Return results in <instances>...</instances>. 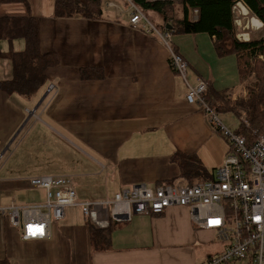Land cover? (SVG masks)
Returning a JSON list of instances; mask_svg holds the SVG:
<instances>
[{"label":"crops","instance_id":"crops-1","mask_svg":"<svg viewBox=\"0 0 264 264\" xmlns=\"http://www.w3.org/2000/svg\"><path fill=\"white\" fill-rule=\"evenodd\" d=\"M54 6L55 0H0V20L36 19L42 53L60 58L32 102H21L23 96L0 88L3 157L8 151L7 159H38V176L24 170L23 177H68L81 201L112 200L136 185L186 184L173 159L176 154L196 157L211 178L224 165L229 145L212 130L204 113L186 101L187 83L172 71L169 51L158 34L130 27L129 16L124 22L112 14L94 21L54 18ZM154 17L161 18L157 13ZM159 21L162 33L166 29L163 19ZM169 42L188 62V84L207 80L225 98V104L218 106L220 119L228 127L233 125L228 116L236 115L229 110L247 93L237 56L220 58L208 34L171 32ZM25 47L23 37L0 40V83L13 78L11 52ZM88 67L103 69L104 78L84 79L81 69ZM30 137L33 140L25 144ZM23 146L25 154L20 153ZM14 179L0 181V198L16 191L17 205H34L27 204L21 190L28 187V179ZM87 221L80 207L68 208L64 220L53 223L49 239L25 242L20 230L0 218V260L10 264H206L223 252L214 246L213 232L194 227L187 208L114 223L110 246L102 251H94Z\"/></svg>","mask_w":264,"mask_h":264},{"label":"built area","instance_id":"built-area-1","mask_svg":"<svg viewBox=\"0 0 264 264\" xmlns=\"http://www.w3.org/2000/svg\"><path fill=\"white\" fill-rule=\"evenodd\" d=\"M106 2L108 8L117 10L118 14L122 12L119 4ZM123 2L127 5L125 13H129L130 27L158 34L169 51L172 71L187 83L186 101L197 106L212 130L227 141L230 150L225 164L216 169L212 181L194 185L162 183L155 189L136 185L124 189L112 200L81 201L73 181L68 177H32L28 182L45 192V203L17 205L14 201L8 206L0 205V217L7 218L12 227L21 231L23 241L30 242L49 239L53 223L63 221L66 210L71 207H80L87 219L103 229L112 222H129L135 216H160L171 208L182 207L189 209L195 228L213 232L219 242L227 243L225 251L206 264H264V133L251 130L253 136L249 141L246 136L226 126L205 100L208 81L198 79L195 86L188 84V63L171 46V32L166 29L159 33L135 0ZM237 4L241 6L244 3L240 0ZM198 17L199 11H192L190 19L197 21ZM257 22L260 26H255L256 30L264 27L259 19ZM247 35L250 41V35ZM237 39L248 42L243 33L237 34ZM259 59L264 63V57ZM239 122L251 129L246 113L241 115Z\"/></svg>","mask_w":264,"mask_h":264},{"label":"trees","instance_id":"trees-1","mask_svg":"<svg viewBox=\"0 0 264 264\" xmlns=\"http://www.w3.org/2000/svg\"><path fill=\"white\" fill-rule=\"evenodd\" d=\"M13 1L25 2L26 0H1L3 3ZM103 1L55 0L54 18L100 20L104 17ZM239 1L184 0V18L177 22H172L169 14L173 10L174 2L147 3L145 0H135L143 10H152L159 14L164 21V28L167 30L171 28L169 32L186 35L208 34L214 39V48L220 58L231 55L237 56L241 82L248 80L252 71L255 72L257 83L250 87L247 99H238L234 104L235 106L229 110L238 119L243 113H246L251 129H247L240 124L239 129H236V131L251 141L253 136L251 130L264 133V65L261 60H258L259 57H264V39L241 42L236 38L234 33V8ZM241 1L264 24V0ZM194 10L199 11L197 21L190 19V15ZM18 37L24 38L26 47L21 52H11L13 78L10 81L0 83V88L8 94H18L31 98L46 84L48 70L56 68L60 64V58L54 53H42L39 22L36 19L30 17L24 19H1L0 40L4 38L14 40ZM253 58L257 59L254 67L251 65ZM81 76L84 79H103L105 73L103 69L88 67L81 69ZM205 100L210 107L216 108V112H221L218 109L221 103L222 105L225 104L224 96L212 88L210 83ZM173 159L182 169L181 177L187 184H196L194 179H200L201 181H212L214 179L213 176L209 178V173L203 169L196 157L176 154ZM0 218L8 221L5 217ZM87 224L94 251L106 250L110 246L115 224L112 222L105 229L94 225L89 219ZM0 264L10 263L7 260H0Z\"/></svg>","mask_w":264,"mask_h":264},{"label":"rangeland","instance_id":"rangeland-1","mask_svg":"<svg viewBox=\"0 0 264 264\" xmlns=\"http://www.w3.org/2000/svg\"><path fill=\"white\" fill-rule=\"evenodd\" d=\"M111 1L119 4V6L122 9V12H120L118 14L117 10L108 8L107 2L105 1V3L103 2V5H102L104 17L105 18L109 17L110 15H108V14H112L114 17L118 18V21L124 22L125 18H128V16H129V13H125V11H126L125 8L127 7V5L123 2V0H111ZM183 1L184 0H177L173 3V10L171 11V14H169L170 20L172 22H177L178 20H182L184 18V3H183ZM238 6L239 5L236 4V6L234 8V21H235L234 33L236 35V38H237V34L243 33V34H245L246 39L249 38L247 34L250 35V41L263 39L264 38V27H262L259 30L255 29V26H260L257 24L258 18L255 17V15H253L248 10V8L243 4V6H245V8L248 11V15L245 16L242 8L240 6L239 7ZM143 11H144L145 15L147 16L148 20L152 23L153 27H155L156 29H161L159 20H162L161 19L162 17L159 20H156L154 17L156 15V12H154L152 10H143ZM253 25H254V27H253ZM258 60H260V59H258ZM256 61H257L256 58H253L251 60L252 67H254L256 65V63H257ZM263 65H264V63H263ZM243 83H244L243 84V88H244L243 92L247 91V93L245 94V97H243L241 99H244V98L247 99L248 91H249L250 87H252L255 83H257L255 72L252 71L248 80L244 81ZM22 101L25 103H28V102H32V99L22 97L21 102ZM28 112L29 113L33 112V109H29ZM228 117L230 119H232L233 123H234L233 125H230L228 123L230 125L229 128L234 129L238 125L239 119L236 116H228ZM27 119H28V115H27ZM239 126H240V122H239ZM239 126H238V128H235L234 130L239 129ZM32 138L33 137H30L25 144H27L31 140H33ZM20 141H21V139L17 140L14 144V147H12L11 150H13L17 146V144H19ZM26 151H27V148L25 146H23L20 149L21 154H25ZM5 153H6L5 157H3L2 154H4V149H1L0 155H2V157L4 159L0 158V181L15 180L14 178L20 179V180L21 179L27 180V179L32 178V176H29V175L23 177V174H27V173H23L24 170H26V172H28L30 174L38 176V159H17L16 156H14L13 159H7V157L10 155V152L7 151ZM36 155L37 154H34V157ZM224 164H225V161H224ZM36 176H33V177H36ZM194 181L197 183L201 180L200 179H194ZM205 181H207V180H205ZM201 182H204V181H201ZM182 184H184V183H182ZM173 185H177V184H173ZM8 186H11V185H8ZM28 187L25 186V188L21 189L24 191L23 195L26 198H28L27 204L34 203L36 205H43L45 203V200H46L45 192L40 191L41 193L38 194V191L35 187L30 186V184L28 185ZM154 189H155V187H154ZM16 194H17L16 191L10 195L1 194L0 205H3V206L10 205L11 202L15 201L14 196ZM33 198H35L36 202H33ZM29 201H31V202H29ZM216 245H219L221 247V249H223V252L227 248V243L219 242L218 240L216 241L214 246H216ZM220 247H219V249H220ZM223 252H221V253H223ZM231 264H244V262H237V263H231Z\"/></svg>","mask_w":264,"mask_h":264},{"label":"bare ground","instance_id":"bare-ground-1","mask_svg":"<svg viewBox=\"0 0 264 264\" xmlns=\"http://www.w3.org/2000/svg\"><path fill=\"white\" fill-rule=\"evenodd\" d=\"M238 7H239V6H238ZM240 7L242 8V10H243L245 16H247V15H248V11H247V9H246L243 5H241ZM255 22H256V21H255ZM257 24L260 25L258 22H257ZM246 37H247V36H246ZM246 41H248V39H246Z\"/></svg>","mask_w":264,"mask_h":264},{"label":"water","instance_id":"water-1","mask_svg":"<svg viewBox=\"0 0 264 264\" xmlns=\"http://www.w3.org/2000/svg\"><path fill=\"white\" fill-rule=\"evenodd\" d=\"M171 28H169V30H170Z\"/></svg>","mask_w":264,"mask_h":264}]
</instances>
